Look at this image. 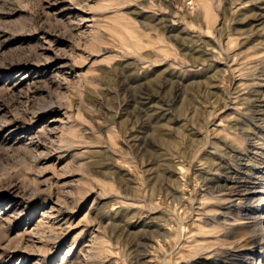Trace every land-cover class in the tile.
I'll return each instance as SVG.
<instances>
[{"label": "rangeland", "instance_id": "rangeland-1", "mask_svg": "<svg viewBox=\"0 0 264 264\" xmlns=\"http://www.w3.org/2000/svg\"><path fill=\"white\" fill-rule=\"evenodd\" d=\"M208 6L0 0V264H249L260 253L231 194L238 176L213 170L214 151L185 135H234L225 102L221 120L194 106L213 111L222 73L234 100L264 69V0ZM254 170L261 189L264 164Z\"/></svg>", "mask_w": 264, "mask_h": 264}, {"label": "bare ground", "instance_id": "bare-ground-1", "mask_svg": "<svg viewBox=\"0 0 264 264\" xmlns=\"http://www.w3.org/2000/svg\"><path fill=\"white\" fill-rule=\"evenodd\" d=\"M202 2L203 4H205L206 9L209 8L208 0H202ZM259 16H261L259 20L264 19V15ZM262 44H264V41L263 43H261V45ZM199 51H201L200 48ZM191 66L197 67L198 62L192 61ZM247 77L248 78L246 84L241 88L239 85L240 81H238V85L235 89L236 94H238L239 92L245 93L238 95L237 98L233 100L232 97L229 96L223 88L226 80V73H222L220 77L222 86H218L213 90L209 87L211 91L207 93L208 97H215V107L213 108V111H207L204 108V101L203 103H201L200 101L194 106L195 109L204 110L203 113L206 120H210L213 117H219L221 120L222 115L218 114L217 110L219 109L221 102H225L228 109L232 113V117L228 122L229 124L227 125V128L228 131L233 132L234 135L228 133L226 135L220 136L219 139L213 141V139L209 137L208 132L202 130L205 126L202 129H197L190 126L187 129V133L185 136L189 139L190 147L198 142L199 144H202L203 147L207 149L209 148L211 149V151H214H209V155L214 160H212L213 164L211 167L213 170L222 169L227 175L232 174L235 175V177L238 176L239 181L232 188L233 191L231 192V194L233 195V197H237L239 202L241 203L238 205L239 213L241 215V220L246 222L244 223L245 228L248 230V232H250V246H253V248L255 249L260 248V253L257 254L256 250L255 252H253L251 263L249 264H264V215L260 216L261 212L264 211V185L261 187V189H257L255 187V184H257L255 183L256 180H252V176L254 175L255 171L254 167L264 164V154L262 152L263 148H259L258 144H256L255 142V140L259 138L260 134L264 132V69L261 68L260 71L254 73L253 75H247ZM175 79L177 80L176 77ZM199 136L201 137L200 140ZM243 161H246L248 165L253 166V164H255L253 167H245L246 172L243 171V174L241 175L238 171L235 170V167L239 168ZM242 167L243 166H241V168ZM181 170V168L178 169V171L180 172ZM226 181L225 185L227 186ZM179 201L180 203H182L183 199H179ZM233 207H235L234 204L231 206V208Z\"/></svg>", "mask_w": 264, "mask_h": 264}]
</instances>
